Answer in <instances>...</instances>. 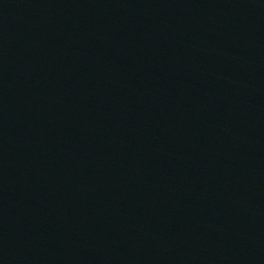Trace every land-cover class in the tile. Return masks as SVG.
Listing matches in <instances>:
<instances>
[{"label":"water","instance_id":"water-1","mask_svg":"<svg viewBox=\"0 0 264 264\" xmlns=\"http://www.w3.org/2000/svg\"><path fill=\"white\" fill-rule=\"evenodd\" d=\"M0 264H264V0H0Z\"/></svg>","mask_w":264,"mask_h":264}]
</instances>
